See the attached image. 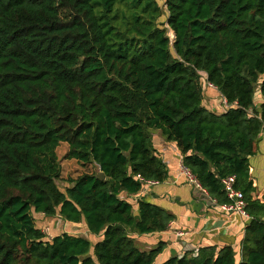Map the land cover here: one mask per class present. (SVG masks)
Masks as SVG:
<instances>
[{"label":"trees","instance_id":"trees-1","mask_svg":"<svg viewBox=\"0 0 264 264\" xmlns=\"http://www.w3.org/2000/svg\"><path fill=\"white\" fill-rule=\"evenodd\" d=\"M166 6L161 21L157 0H0V264H237L231 246L157 263L163 242L136 245L133 233L167 230L174 217L129 198L143 180L168 176L154 130L218 203L230 201L223 179L236 176L253 215L238 264H264V219L251 210L264 204L252 200L250 175L264 131V79L255 87L264 76V0ZM207 82L226 111L204 104ZM61 142L67 158L96 167L65 191ZM36 214L100 239H47Z\"/></svg>","mask_w":264,"mask_h":264},{"label":"crops","instance_id":"crops-1","mask_svg":"<svg viewBox=\"0 0 264 264\" xmlns=\"http://www.w3.org/2000/svg\"><path fill=\"white\" fill-rule=\"evenodd\" d=\"M166 6V0H164ZM207 78L206 72H200ZM206 75V76H205ZM204 104L208 109L224 112L229 105L223 103V95L216 88L205 87ZM153 145L163 158L168 176L163 182L143 186V189L129 198L135 204L140 197H146L154 204L161 206L174 217L167 230L139 234L133 233L136 245L140 250L149 251L159 242L164 243L163 251L156 262L161 263L171 256H181L186 252H195L201 247L216 246L217 250L231 246L235 251L237 264L243 258V240L246 228L253 218L248 213L244 216L235 211H226L206 189L191 183L183 169L182 154L176 144L167 141L159 130L152 131ZM250 175L255 190L253 201L264 204V131L250 157ZM264 219V207L251 208ZM42 217V216H41ZM177 230L184 232L177 235Z\"/></svg>","mask_w":264,"mask_h":264},{"label":"rangeland","instance_id":"rangeland-1","mask_svg":"<svg viewBox=\"0 0 264 264\" xmlns=\"http://www.w3.org/2000/svg\"><path fill=\"white\" fill-rule=\"evenodd\" d=\"M158 4L163 10L161 21L167 20V6L164 5V0H157ZM167 26V24H166ZM169 31L170 37L173 39V34ZM206 76V75H205ZM264 79V76H261L260 81L256 84V91L260 89V82ZM69 150L68 142H61L57 148V154L59 161L62 166L61 178L57 180L59 187L65 191L68 186L71 185V179L77 178L79 175L87 171H95L96 167L91 164H84L79 162L76 159L67 158V153ZM37 224L46 234L47 239H52L55 235L63 232H71L74 234L82 235L89 237L93 243H96L100 236L91 235L83 224H72L71 222L64 221L59 215L48 217L44 214H36ZM42 216V217H41ZM137 243V242H136ZM138 244V243H137ZM92 253V251H91Z\"/></svg>","mask_w":264,"mask_h":264},{"label":"built area","instance_id":"built-area-1","mask_svg":"<svg viewBox=\"0 0 264 264\" xmlns=\"http://www.w3.org/2000/svg\"><path fill=\"white\" fill-rule=\"evenodd\" d=\"M207 85L213 88H216L213 84L207 82ZM223 103L225 105H229L227 99L223 96ZM183 169L185 173L189 176V180L191 183L196 184L200 188H203L199 181L197 180L196 176L183 165ZM141 180H143L141 178ZM157 181L155 180H143L144 185H152L155 184ZM223 185L224 189L227 192L228 198L230 201L228 203L221 204V207L226 211H235L238 212L244 216H248V212L246 210L247 201L245 199V194L241 189L236 188L235 182H236V176L235 175H229L226 178L223 179ZM177 235H183L184 232L177 230ZM53 239V238H52Z\"/></svg>","mask_w":264,"mask_h":264},{"label":"water","instance_id":"water-1","mask_svg":"<svg viewBox=\"0 0 264 264\" xmlns=\"http://www.w3.org/2000/svg\"><path fill=\"white\" fill-rule=\"evenodd\" d=\"M167 26H168V24H167ZM173 37H175V33H174V32H173ZM98 177H99L100 179H105V173L101 171V172L99 173Z\"/></svg>","mask_w":264,"mask_h":264}]
</instances>
